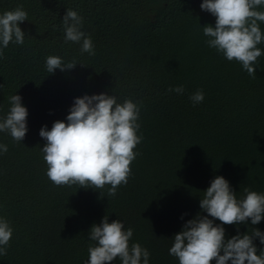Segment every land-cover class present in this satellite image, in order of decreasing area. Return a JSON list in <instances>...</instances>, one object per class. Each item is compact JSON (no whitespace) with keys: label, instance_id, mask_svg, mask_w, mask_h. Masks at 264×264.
<instances>
[{"label":"trees","instance_id":"16d2710c","mask_svg":"<svg viewBox=\"0 0 264 264\" xmlns=\"http://www.w3.org/2000/svg\"><path fill=\"white\" fill-rule=\"evenodd\" d=\"M202 2L0 0V14L19 5L28 14L19 25L24 43L10 42L0 57V119L15 94L28 110L21 142L0 132L8 149L0 153V218L13 229L0 264H85L95 244L90 228L105 215L133 229L129 245L148 249L149 264H179L169 255L172 239L198 213L207 215L200 200L215 177H224L238 199L245 187L264 193V42L257 45L262 55L253 79L206 45L202 27H215L216 18L201 10ZM69 8L83 17L80 30L91 37L95 55L81 54L82 41L65 43L61 22ZM50 55L77 65L49 74ZM179 85L182 95L168 91ZM198 90L204 100L194 105L189 97ZM101 93L140 106L143 140L133 150L139 155L115 196L108 195L110 185H54L41 152L43 126L67 122L74 98ZM222 226L227 240L237 229L264 232V219ZM253 243L259 255L264 244Z\"/></svg>","mask_w":264,"mask_h":264},{"label":"clouds","instance_id":"9594fccd","mask_svg":"<svg viewBox=\"0 0 264 264\" xmlns=\"http://www.w3.org/2000/svg\"><path fill=\"white\" fill-rule=\"evenodd\" d=\"M264 0H203L202 11L211 13L215 27H202L209 48L215 49L228 61L235 60L253 79L256 78L257 59L262 51L257 45L264 42L258 22H264ZM28 20L22 5L0 14V57L9 43L22 45L25 33L19 26ZM83 17L76 11L67 9L61 26L65 43H81V54L95 55L91 37L81 31ZM75 61L65 64L61 57L48 56L45 60L49 74L56 69L62 72L73 69ZM169 92L183 94L184 86L169 87ZM189 99L193 104L203 102L204 93L198 90ZM20 95L9 97L10 109L0 119V132H7L16 142H21L27 132L28 110L22 105ZM140 106L131 99L118 103L117 98L107 93L74 98L66 121L57 120L51 130L47 126L39 135L46 143L41 148L43 159L48 165L47 177L56 186L79 185V188L103 189L115 196L119 186L126 185L131 175V163L139 153L134 152L143 136L137 135L140 124ZM7 145L0 144V153L7 152ZM243 197L238 199L229 182L222 176L215 177L203 192L200 209L207 215L198 213L188 220L182 230L174 235L169 255L178 259L179 264H264V249L257 255L253 241L259 238L264 244V232L252 228L251 234H240L225 239L222 225L247 223L258 225L264 219V193L243 189ZM209 217L213 218L210 219ZM214 219L221 224H214ZM10 222L0 218V255L7 254L12 238ZM133 229L119 219L109 223L105 215L99 225L93 224L89 239L95 244L88 248L89 259L85 264H149L150 252L139 243L129 241ZM223 253V254H221Z\"/></svg>","mask_w":264,"mask_h":264}]
</instances>
